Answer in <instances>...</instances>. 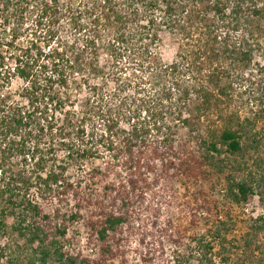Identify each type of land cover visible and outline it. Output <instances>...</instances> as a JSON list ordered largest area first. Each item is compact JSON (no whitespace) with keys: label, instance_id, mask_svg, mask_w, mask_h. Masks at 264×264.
Instances as JSON below:
<instances>
[{"label":"trees","instance_id":"16d2710c","mask_svg":"<svg viewBox=\"0 0 264 264\" xmlns=\"http://www.w3.org/2000/svg\"><path fill=\"white\" fill-rule=\"evenodd\" d=\"M263 22L264 0H0V225L8 215H30L40 264L122 258L134 211L158 182L198 180L209 166L222 175L224 155L245 157L259 144L237 114L225 120L223 107L230 69L250 67ZM163 34L182 40L171 64L160 54ZM208 116L224 123L202 131ZM224 187L237 206L256 196L246 181ZM48 199L74 203L66 217L57 211L54 230ZM204 209L211 212L209 204L195 212ZM89 210L98 212L86 222L95 260L64 247L68 228ZM253 225L248 237L264 231V215ZM185 231L165 234L180 247ZM224 237L220 226L194 235L197 263L228 264Z\"/></svg>","mask_w":264,"mask_h":264},{"label":"rangeland","instance_id":"374dc122","mask_svg":"<svg viewBox=\"0 0 264 264\" xmlns=\"http://www.w3.org/2000/svg\"><path fill=\"white\" fill-rule=\"evenodd\" d=\"M244 35L232 36L242 39ZM253 35V62L247 69H230L226 83L230 86L228 92L231 99L223 110L225 120L228 115L237 114L246 131L256 137L259 144H254L245 157L224 155L222 160L226 169L222 175L214 173L215 170L209 166L205 169L206 177H199L198 180L192 178L158 182L156 193L148 195L145 204L134 211L137 215L133 220L135 226L133 231H126L122 242L123 257L110 264H191V259L193 264H198L201 253L191 238L194 235L204 236L208 230L217 226H220L224 238L231 245H226L227 249L223 253L228 264H264V231L259 236L248 237L254 234L251 232L253 221L264 215V34ZM262 36L263 39H259ZM162 39L160 54L166 64H171L176 60L182 45L181 37L163 34ZM19 89L20 82L14 80L8 91L15 94ZM223 123L216 116H208L200 121V127L202 131H206L211 127L222 126ZM89 169L90 167L82 170L74 168L71 172L77 174ZM227 180L246 181L253 186L256 196L248 206H237L227 200L224 187ZM73 204L69 202L65 206L53 205L47 200L45 212L54 221L51 226L53 230L61 219L57 216V211H60L59 215L66 217ZM205 204H209L211 212L207 209L195 212ZM97 215L98 212L85 211L79 221L68 228L65 252L88 260L97 258L95 244L88 243L89 232L86 227L88 218ZM32 222L30 215L16 213L8 215L5 224L0 225V264H40L38 245L31 243L28 226ZM167 227L188 230L185 231L186 237L180 247L167 238ZM261 227L262 224H259L254 227V231ZM210 236L212 235L207 239L209 241ZM247 241L252 249L245 253ZM214 245L218 246V243L214 241ZM145 258L152 261L146 262ZM49 263H55L54 259L49 260ZM204 264L220 262L215 258L212 263Z\"/></svg>","mask_w":264,"mask_h":264}]
</instances>
